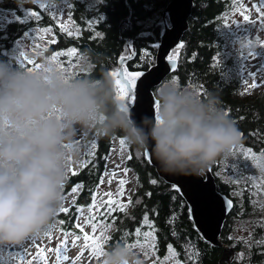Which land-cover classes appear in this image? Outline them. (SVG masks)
I'll list each match as a JSON object with an SVG mask.
<instances>
[{
  "label": "trees",
  "instance_id": "16d2710c",
  "mask_svg": "<svg viewBox=\"0 0 264 264\" xmlns=\"http://www.w3.org/2000/svg\"><path fill=\"white\" fill-rule=\"evenodd\" d=\"M61 1L57 0L56 3ZM170 2L171 0H99L93 4L90 0H71L69 13L72 32L75 33L78 28L79 35L69 36L67 32L63 34L57 32L55 35L57 43L52 44L46 54L55 48L66 52L76 48L77 53L73 54V57L77 56L75 59L62 56L64 61H68L65 64L73 65L78 61L81 65L87 53L91 57L92 67L81 72L79 66L72 75L99 77L102 71L110 72L119 68V58L129 55V47L131 49L134 47L137 52L136 58L125 66L129 71L146 72L155 65L158 48H154L153 45L161 42L165 28L163 26L168 22L163 16ZM26 4L31 6L29 3ZM21 7L22 3L18 0L0 1V8L4 10L21 12ZM233 7L232 0H195L188 21L189 27L182 39L184 48L180 49L176 69L167 77L172 79L175 76L181 86L194 85L206 94L209 91L215 92L221 101V107L243 134L239 142L237 159L239 180H233L230 185L222 184L216 177L217 169L212 166L218 191L232 200V210L219 237V241L232 250V258L221 263L225 249L203 240L190 219L188 205L179 191L158 176L156 169L147 160L145 152H138L127 144L125 146L131 159L128 158L126 166L132 170L136 178V189L131 196L133 205L126 213L117 211L110 216L102 215L103 213L96 215L97 222L103 221L111 225L106 236L109 239L104 243L105 251L116 242L133 243L137 227H141L142 231L149 230L147 225L142 224L143 215L147 212L155 229L158 257L166 256L167 246L171 244L179 253L176 259L185 264L184 245H188L196 255L186 264H264V244H257V241L264 239V194L253 186L249 177L250 165L257 162L245 159L241 152L242 148L252 149L257 156L264 152V88L257 95L245 93V85L242 83L244 51H237L228 44L231 35L223 23V17L229 14ZM30 8L39 10L34 4ZM20 12H17L19 16ZM101 16L103 19L97 22ZM43 17L46 22L48 20L46 13ZM87 21L92 22L91 29ZM52 26L57 28L56 24ZM24 27L26 26L13 24L7 30L0 31V55L3 50H11L13 42ZM96 33H99V37L92 39ZM145 49L150 52L151 61L154 63L144 62ZM0 59L5 60V57ZM137 64L142 67L138 69ZM240 117L244 119L240 120ZM89 133L90 138L94 136L96 144L94 162L93 157L87 154V167H83L78 175H71L65 186L67 193L74 185H83L76 202L79 207L90 204L107 170L108 161L119 143V138H122V135L102 138L95 131ZM152 180L157 182L153 184ZM149 192L150 197L147 195ZM237 196H240V199ZM77 206L72 207L68 213H59L56 216L63 221L65 230L79 234L74 227V221L78 218ZM173 216L174 222L169 223ZM238 227L249 229L248 239H243L247 244L238 238ZM173 231L178 235L173 236ZM124 232H128L129 236L124 237ZM240 253L244 254L242 258L238 255ZM14 258L15 262L19 260L17 257Z\"/></svg>",
  "mask_w": 264,
  "mask_h": 264
},
{
  "label": "clouds",
  "instance_id": "9594fccd",
  "mask_svg": "<svg viewBox=\"0 0 264 264\" xmlns=\"http://www.w3.org/2000/svg\"><path fill=\"white\" fill-rule=\"evenodd\" d=\"M57 0H24L48 5ZM22 67L0 59V249L43 233L63 206L70 169L82 159L80 130L122 135L149 151L170 175L201 176L239 144L241 132L218 95L166 78L156 86L155 117L140 122L116 97L109 71L77 77L49 59ZM86 53L80 71L90 70ZM97 264H150L126 242L112 244Z\"/></svg>",
  "mask_w": 264,
  "mask_h": 264
},
{
  "label": "rangeland",
  "instance_id": "374dc122",
  "mask_svg": "<svg viewBox=\"0 0 264 264\" xmlns=\"http://www.w3.org/2000/svg\"><path fill=\"white\" fill-rule=\"evenodd\" d=\"M18 1L22 3L21 12L15 10L8 11L0 8V31L7 30L10 25L15 24L16 22H19L21 23L20 25H24L26 27L22 29V33L19 34L17 39L13 42L11 50H3L0 58L5 57V60L9 63L20 65L17 57L21 52H23L29 60L38 64L44 59L51 60L52 55L56 52H66L64 50H60L59 48H55L53 51L46 54L51 45L57 43L55 36L57 35V32H59V34L66 32L61 30V24H66L68 30L72 31V20L69 22L68 19L69 10L71 8L69 7V5H71V0H62L61 2L52 5L45 3L34 4L35 6H38L39 10H33L30 8L33 5L32 3H29L31 6H28V4L24 3V0ZM98 1L99 0H90V3L96 4ZM232 2L234 4L233 10L223 17V23L231 35L228 44L237 51H244L245 64L243 66L242 73L244 79L250 71H264L262 65L264 60V47H258L256 42L257 39L264 40V29H261L259 25L252 26L245 24L242 20L241 12L246 9H250L251 11L248 12L250 17L252 19H258V15L254 9L258 6L264 7V0H232ZM41 5H46V7H41ZM31 11H36L39 19H28L29 12ZM17 12H20V16ZM44 13L48 16V20H46V22L43 17ZM166 19L168 22L165 24L170 25L169 18L167 16L164 20ZM52 24H56L57 28H54ZM163 27H165V25ZM45 28L51 29V31L44 32L43 29ZM53 40L56 42L51 43ZM250 53H257L255 60H252L249 55ZM68 57L75 59L77 56L73 57L72 55ZM66 62L68 63V61H64L62 57H57L56 64L63 65L64 68L71 74H73V72L80 66L78 61L77 63L73 65L70 64L68 66L65 64ZM25 64H27L26 61ZM35 64L27 65V67H35ZM261 78H264V72L258 73L256 77L257 81ZM247 83L248 85H251L253 83L252 79L248 78ZM263 88L264 87L249 89L247 92L250 95H254ZM154 95L156 97V89ZM89 135L90 133L87 130H80L76 135V143L80 145L82 151V159L79 163L72 166V168H75L77 172L83 168L82 165L87 163L86 156L90 151H92L94 136L90 138ZM239 144L230 154L218 159L214 164L215 169H217L215 171L216 177L222 184L230 185V182L233 183V180H239V172L237 171V159L240 150ZM128 157L129 153L127 151V147L124 146L121 148L118 143L108 161L106 171L109 175L103 176V184L100 183L97 191L93 195L96 197L97 208H91L92 200L89 205L82 207L76 205L81 189L74 195H69L71 190L66 193L64 189L65 199L62 207H67L70 211L72 207L77 206L76 210H78V218L74 222L75 225L79 223L82 226L83 233L79 228H77L79 234L70 230H65L63 227L64 225L60 223L61 220H59L56 216L53 222L43 231L42 234L30 237L22 245L0 249L2 250V252H0V264H22V262L23 264H97L99 259H97L93 254L90 242L84 240V233H87L90 238L92 236L98 237L100 234V228L98 227L97 232L93 233L92 225L86 223V221L89 216L94 215L96 217V215L106 211L107 206H101V201L112 199L126 204L129 197L131 198L133 191L136 189V178L132 170L126 166ZM117 165H119V167H117ZM125 169H127V172L124 171ZM212 169L213 168L211 167V170ZM113 172H115V175H112ZM249 172V177L252 180L253 186L256 187L259 192L264 194V161L260 163V166H257V163L252 162ZM71 175L72 174L70 172V176ZM109 180H111V183H109ZM121 180L125 181L122 188L120 185ZM121 191L123 192L122 196L120 195ZM109 192L112 193L111 197L104 195ZM237 198L240 199V196H237ZM73 200H75V203H73ZM80 209H83L82 213ZM97 209H99V211H97ZM127 210H129V207ZM59 213L61 212L58 211L57 214ZM50 227L52 231L50 234L46 235ZM244 229L245 227H238V238L248 239L249 229ZM109 231V229L105 231V236L109 234ZM77 237L80 238L77 239ZM37 243L40 245L39 249L36 247ZM22 253H25L26 255H22ZM64 256H67L68 259L64 260ZM14 257H17L19 260L15 262ZM156 257L157 253L155 252L154 255H151L150 258L147 259L150 261V264H153V260H155ZM164 257H159L160 261H163ZM231 258L232 255L229 256L228 260ZM168 264H174V261L169 260Z\"/></svg>",
  "mask_w": 264,
  "mask_h": 264
},
{
  "label": "snow or ice",
  "instance_id": "6c2138e0",
  "mask_svg": "<svg viewBox=\"0 0 264 264\" xmlns=\"http://www.w3.org/2000/svg\"><path fill=\"white\" fill-rule=\"evenodd\" d=\"M41 7H46V5H41ZM69 7H71V5H69ZM255 12L258 15V19H252L250 17V15L248 14L249 11H251L250 9H246L244 11L241 12V16H242V20L245 24H249L252 26H256L259 25L261 29H264V7H255ZM29 18H36L39 19L38 13L36 11H31L29 12L28 15V19ZM69 22H71V13H69ZM103 17H99V19L97 20V22H99V20H102ZM87 25L88 27L91 29L92 27V22L91 21H87ZM61 30L66 31L67 35L69 36H78L79 35V29L77 28L76 32H72L69 31L67 28L66 24H61L60 25ZM44 32H49L51 31V29L45 28L43 29ZM28 35V34H26ZM99 37V33H96L95 36L92 37V39H96ZM56 41L53 40L51 41V43H55ZM257 45L258 47H264V40H259L257 39ZM251 43V42H250ZM154 48H158L160 47L159 44H154L153 45ZM184 48V44L180 43L176 46L175 49L172 50V52L170 54H168L166 56L167 61L172 65V68L175 69L177 61L179 59V54H180V49ZM77 53V49L76 48H71L68 52H56L54 55H52L51 57V62L53 63H57V57H62V56H72L73 54ZM137 53L135 52L134 49H131V47H129V55L127 56H121L119 58V64H120V68H117L115 71H110V74L115 78L116 81V97L119 101H121L122 105L124 106V108L126 110H131V112H137V111H141L142 109V104H141V98L138 92V88H137V82L139 81L141 85H143L144 81L141 79L142 77H146V73L144 71H129L128 68L125 66V62L126 61H131L132 58L134 56H136ZM252 58V60H255L257 57V53H250L249 54ZM143 56L145 59V63H154V61H151V54L150 52L145 49L143 52ZM18 62L20 63L21 66L23 67H27V65H31V64H35L34 61L29 60L27 58V56H25V54L23 52H21L19 54V56L17 57ZM25 61L27 62V64H25ZM217 61V66H219V57L216 58ZM62 69H65L63 65H59ZM35 67H39V64H35ZM136 67L139 69L140 67H142V65L137 64ZM30 68V67H27ZM260 72H264V71H256V72H248L247 76L242 80V83L245 85V93L249 90V89H256L259 87H264V78H261L259 81H257L256 77L258 75V73ZM248 78H251L253 83L251 85H248L247 81ZM177 84H179V80L177 77L173 76L172 78ZM195 87L194 85H190ZM199 93L201 95H205L206 93L202 90H199ZM244 94V93H242ZM153 108L155 109V111L158 109V101L155 100L153 101L151 99V97H149L148 102H147V106L146 108H143L144 111H152ZM228 115V113H226ZM240 120H243L244 117H240ZM243 134L241 133V136ZM253 135H255V133H253ZM119 144L121 146V148H123L126 145V142L124 140V138H119ZM95 148H96V144L93 142L92 144V151L89 152V156L93 157V161L94 162V157H95ZM241 152L244 155V158L247 160H251V161H255L257 162V166H260V163L262 161H264V152H261L260 156H257L256 153L248 148V149H241ZM129 159H131V156L128 157ZM150 159V158H149ZM82 167H87V165H82ZM117 167H119V165H117ZM125 172H127V169L124 170ZM70 172L72 175H78V172L75 170V168H71ZM105 176L109 175V173L106 171ZM112 175H115V172L112 173ZM103 178H101L100 183L103 184ZM157 181L152 180L151 183L155 184ZM109 183H111V180H109ZM125 181L121 180L120 181V185L121 188L123 187ZM83 188L82 184H77L74 185L71 188V191L69 193V195H74L76 194L80 189ZM179 189H177L178 191ZM104 195L111 197L112 193H105ZM120 195H123V192L121 191ZM147 195L150 197L151 193H147ZM65 199V197H64ZM73 203H75V200H73ZM136 203H139V201H136ZM106 205V211L102 214V215H107L110 216L112 213L114 212H122V213H126L128 207L133 205V201L131 200V198L129 197L127 203H120L119 201L116 200H112L109 199L107 201H101V206ZM232 207V200H227L225 201V211H229ZM91 208H97L96 205V197L93 196L92 197V205ZM91 210V209H90ZM61 213H68L69 209L67 207H61V209L59 210ZM81 213L83 211V209H80ZM97 211H99V209H97ZM255 211V209H254ZM242 214V213H241ZM130 219H134V217H128ZM175 220V216L172 217V219L169 221V223H173ZM61 224H63V221L60 222ZM86 223H89L92 225V232L96 233L97 232V228H100V234L99 236H92L91 238L89 237V235L87 233H84V240L90 242L91 245V249L93 254L96 256L97 259H100L104 254H105V250H104V243L107 241V239H109L108 237L105 236V231L111 227L110 224H105L103 221H100L99 223L96 222V218L94 215H91L88 217ZM142 224L143 225H147L148 226V231H142L141 227H137L134 231V237L135 240L133 243H127V241H125L128 246L130 248L133 249H140L144 256L146 258H150L151 255H154L156 252V243H155V229H154V225L153 223L149 220L148 214L147 212L144 213L143 218H142ZM76 228H79L81 230V232L83 233V228L82 226L77 223L75 225ZM247 230V229H244ZM52 231L51 227L48 229V233H46V235L50 234ZM173 236H177L178 233L176 231L172 232ZM129 233L128 232H124V237H128ZM80 237H77V239H79ZM229 239H234L233 237H229ZM241 241L245 244H247V241H244L243 238H240ZM257 244H264V239H262L261 241H257ZM36 247L39 249L40 245L37 243ZM184 249H185V255H186V262L187 261H192L193 257L196 255V253H193L191 251V249L188 247V245H184ZM59 251V250H58ZM0 252H2V250H0ZM167 252L168 255L164 257L163 261H160V258L157 256L155 260H153V264H168L169 260H173L174 264H182V262L179 259H176V257L179 256V253L176 251V249L169 244L167 246ZM22 255H26L25 253H22ZM239 257H243L244 254L240 253L238 254ZM64 260H67L68 257L64 256L63 257ZM185 262V264H186ZM23 264V262H22Z\"/></svg>",
  "mask_w": 264,
  "mask_h": 264
},
{
  "label": "water",
  "instance_id": "95a60500",
  "mask_svg": "<svg viewBox=\"0 0 264 264\" xmlns=\"http://www.w3.org/2000/svg\"><path fill=\"white\" fill-rule=\"evenodd\" d=\"M194 2L195 0H171L165 10L163 18L165 19L167 16L170 25L165 24L159 44L160 47H158L156 64L145 72L147 74L146 77L141 78L144 81L143 85L139 81L137 82V88L143 106L141 111L132 112L137 122H140L145 116L155 117L156 111L154 108L152 111H144L143 108H146L149 97L153 101L156 100L154 95L156 86L169 77L176 69V67L175 69L172 68L166 56L178 44L182 43L183 36L189 27L188 21L192 15ZM133 49L135 50L134 47ZM135 58L136 56L132 60ZM128 62L130 61H126L125 64ZM262 65L264 68V60ZM145 155L152 167L156 169L158 176L170 186L179 189L180 195L188 205L190 219L203 240L225 249V255L221 263L228 260L232 254V250L228 246L223 245L219 241V237L232 207L229 211H225V201L230 198L218 191L216 177L211 168L201 176L170 175L160 170L149 151H145Z\"/></svg>",
  "mask_w": 264,
  "mask_h": 264
},
{
  "label": "flooded vegetation",
  "instance_id": "af4514ba",
  "mask_svg": "<svg viewBox=\"0 0 264 264\" xmlns=\"http://www.w3.org/2000/svg\"><path fill=\"white\" fill-rule=\"evenodd\" d=\"M15 24H21V23H15ZM21 34V33H20ZM260 92V91H259ZM259 92H257V94L259 93ZM257 94H254V95H257Z\"/></svg>",
  "mask_w": 264,
  "mask_h": 264
}]
</instances>
